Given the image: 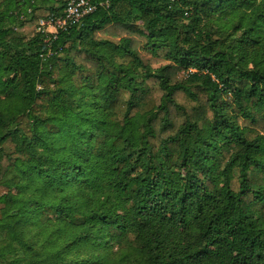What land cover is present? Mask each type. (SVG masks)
I'll return each mask as SVG.
<instances>
[{
	"label": "trees",
	"instance_id": "1",
	"mask_svg": "<svg viewBox=\"0 0 264 264\" xmlns=\"http://www.w3.org/2000/svg\"><path fill=\"white\" fill-rule=\"evenodd\" d=\"M92 1L0 0V264H264V0Z\"/></svg>",
	"mask_w": 264,
	"mask_h": 264
},
{
	"label": "built area",
	"instance_id": "2",
	"mask_svg": "<svg viewBox=\"0 0 264 264\" xmlns=\"http://www.w3.org/2000/svg\"><path fill=\"white\" fill-rule=\"evenodd\" d=\"M95 8L96 4L92 0H64V9L61 15H50L46 18H40L36 28L37 31L43 33L44 43L46 44L41 57L54 53L53 41L61 30L79 23Z\"/></svg>",
	"mask_w": 264,
	"mask_h": 264
},
{
	"label": "rangeland",
	"instance_id": "3",
	"mask_svg": "<svg viewBox=\"0 0 264 264\" xmlns=\"http://www.w3.org/2000/svg\"><path fill=\"white\" fill-rule=\"evenodd\" d=\"M18 31H20V33L24 36L31 37L33 34L37 32V28L35 26H26V27L18 28Z\"/></svg>",
	"mask_w": 264,
	"mask_h": 264
}]
</instances>
